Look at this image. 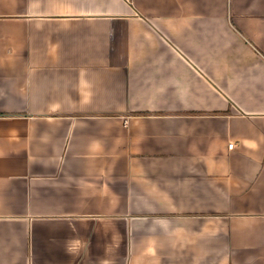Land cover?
Wrapping results in <instances>:
<instances>
[{
  "label": "crops",
  "instance_id": "crops-1",
  "mask_svg": "<svg viewBox=\"0 0 264 264\" xmlns=\"http://www.w3.org/2000/svg\"><path fill=\"white\" fill-rule=\"evenodd\" d=\"M0 264H264V0H0Z\"/></svg>",
  "mask_w": 264,
  "mask_h": 264
},
{
  "label": "rangeland",
  "instance_id": "rangeland-1",
  "mask_svg": "<svg viewBox=\"0 0 264 264\" xmlns=\"http://www.w3.org/2000/svg\"><path fill=\"white\" fill-rule=\"evenodd\" d=\"M228 23L233 24V21L231 19L228 20Z\"/></svg>",
  "mask_w": 264,
  "mask_h": 264
},
{
  "label": "built area",
  "instance_id": "built-area-1",
  "mask_svg": "<svg viewBox=\"0 0 264 264\" xmlns=\"http://www.w3.org/2000/svg\"><path fill=\"white\" fill-rule=\"evenodd\" d=\"M232 146H233V144L231 143V144H229V148H232Z\"/></svg>",
  "mask_w": 264,
  "mask_h": 264
}]
</instances>
